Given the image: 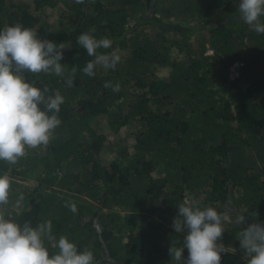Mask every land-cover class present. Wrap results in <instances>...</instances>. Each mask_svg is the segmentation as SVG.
Here are the masks:
<instances>
[{"label":"trees","instance_id":"1","mask_svg":"<svg viewBox=\"0 0 264 264\" xmlns=\"http://www.w3.org/2000/svg\"><path fill=\"white\" fill-rule=\"evenodd\" d=\"M239 3L33 0L20 7L0 0V30L20 23L41 40L63 43L66 75L77 70L72 87L55 74H24L33 86L47 87L46 96L58 91L64 97L61 124L47 146L26 149L14 165L0 161V175L11 182L0 213L21 226L50 221L56 240L65 236L78 251H92L96 264H176L169 247L182 246L183 237L172 221L192 196L202 207L232 213L217 241L221 264H248L250 257L233 247L242 227L264 224V75L254 77L257 66L264 70V34L243 23ZM57 8L60 20L52 27L46 10ZM83 33L112 41L98 54L128 57L115 70L97 66L94 76L85 75L82 69L95 58L77 43ZM172 47L181 58L171 60ZM235 63L239 77L229 81ZM168 66L169 75L158 78ZM105 82L119 83L120 91ZM98 116L137 124L131 157L103 156L105 138L88 125ZM236 215L246 217L244 225L235 224ZM44 244L50 255L58 253L54 241L45 237Z\"/></svg>","mask_w":264,"mask_h":264},{"label":"clouds","instance_id":"2","mask_svg":"<svg viewBox=\"0 0 264 264\" xmlns=\"http://www.w3.org/2000/svg\"><path fill=\"white\" fill-rule=\"evenodd\" d=\"M84 2L75 0L77 4ZM239 13L240 19L250 30L264 34V23L261 22L264 0H240ZM77 43L90 57L95 58L82 69L89 77L95 75L97 66L115 70L120 62L121 57L117 54L97 53L100 48L112 46L109 38L97 39L83 33L77 38ZM66 47L63 43L58 46L47 39H39L36 31L20 23L0 30V161L14 165L26 155V149L47 146L53 132L61 124L58 113L64 97L58 91L46 96L49 89L45 87L42 91L33 86L26 81L24 74H55L64 78L66 86H74L76 68L72 67L66 75L60 63L62 50ZM104 87L111 88L113 92L120 91L119 83L113 86L111 82H105ZM10 183L8 175H0V205L9 202ZM19 203L18 200L17 206ZM66 207L73 213L77 211L75 204ZM177 208L172 227L183 239L182 246L172 243L169 247L171 261L174 260L176 264H221L223 246L217 241L222 239L225 231L224 220L232 213L227 209L217 211L211 206L202 207L200 201L192 196ZM245 220L244 215L235 216L237 226L244 225ZM51 233L50 221L35 227L30 222L21 226L0 215V264H96L92 251H78L67 237L60 236L56 240ZM45 237L54 241L58 253L50 255L44 244ZM239 244L250 257L248 264H264V224L254 222L242 227ZM185 248L188 252L186 258L183 256Z\"/></svg>","mask_w":264,"mask_h":264},{"label":"rangeland","instance_id":"3","mask_svg":"<svg viewBox=\"0 0 264 264\" xmlns=\"http://www.w3.org/2000/svg\"><path fill=\"white\" fill-rule=\"evenodd\" d=\"M14 4L20 6V7H26V6H33V0H11ZM47 14V19H45L52 27H56L60 18L59 14L60 11L59 9H47L46 10ZM174 23H178L173 20ZM125 28H127L125 26ZM202 28V27H201ZM203 35H206L209 33V29H203L202 31ZM207 55L212 54V50L210 49L209 46H207ZM122 60L128 57L129 54H126L124 52H120L118 54ZM169 55L171 60H177L179 57L181 58V55H179L178 51L176 48L172 47L169 51ZM238 64V71L239 68L241 67V64ZM234 64V65H235ZM233 65V66H234ZM233 66L228 70V80L233 81L238 78H235L230 75L231 74V69ZM101 66H98L100 68ZM254 72V77L257 80H260L261 77L264 75V70H263V64L261 66H257L255 68ZM171 71L170 66L162 69L159 72L158 78H166ZM88 125L89 129L92 133H94L96 136H103L105 138L104 141V149H103V156L107 157L109 161H113L119 156L121 152L126 153L129 157L133 155V145H134V137L137 131H139V127L135 122L132 123H126L125 125H121L117 123L115 119L108 118L106 116H98V117H92L88 120ZM124 165L127 164V160L122 161ZM31 180V179H29ZM0 215H3L0 213ZM4 215H6L4 213ZM241 232V231H240ZM239 232V233H240ZM239 233L237 234V242H239ZM233 251L237 253L240 257H244L245 253L244 251L240 248V244L237 245V248L233 247ZM188 253L186 254L187 257ZM185 257V258H186Z\"/></svg>","mask_w":264,"mask_h":264},{"label":"built area","instance_id":"4","mask_svg":"<svg viewBox=\"0 0 264 264\" xmlns=\"http://www.w3.org/2000/svg\"><path fill=\"white\" fill-rule=\"evenodd\" d=\"M234 79L239 77V71H238V64H235L233 68L231 69V74Z\"/></svg>","mask_w":264,"mask_h":264}]
</instances>
